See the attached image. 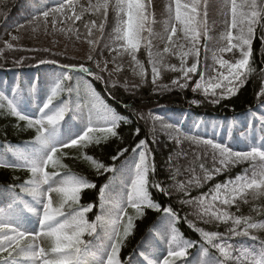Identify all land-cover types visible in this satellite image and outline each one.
Listing matches in <instances>:
<instances>
[{"label": "snow or ice", "instance_id": "1", "mask_svg": "<svg viewBox=\"0 0 264 264\" xmlns=\"http://www.w3.org/2000/svg\"><path fill=\"white\" fill-rule=\"evenodd\" d=\"M2 2L4 0H0ZM165 7L169 21H166L167 36L162 52L153 51L152 39L156 23L152 11L153 0H89L87 7L79 5V0H64L55 8L42 11L40 16L34 17L36 21L43 17L42 23L47 29L48 18L51 16L53 30L66 35L74 32L77 39L80 38L79 29L73 26L76 21H80L86 30L85 40L89 45L87 60L94 61L99 71L95 72L84 64L65 65L66 71L61 72L35 115L28 114L21 107L18 100L19 84L11 98L0 92V110L17 121L24 122L25 128L34 130L35 133L22 147L7 145L0 152V168L19 169L28 174V178L21 184L8 186V203L5 207H0V264H90V258L97 255L94 249L100 250L98 264H124L120 255L124 241L135 228V220L142 218L146 210L162 213L156 234L165 240L168 247L167 254L162 259L151 252L140 253V264H177V261L187 264L186 258L193 248H197L201 264H264V239L254 234L264 232V220H256L253 215L236 214L240 212L241 204H248L251 199L261 202L252 208V212L264 215V138L256 142L253 134V142L248 145L247 150H233L225 143L191 135L173 125L167 126L171 129L170 137L177 144L188 140L203 146L202 155L196 156V160L200 161L198 167L202 175H196L195 169L190 167L186 169L192 173L190 178L177 181L180 170L171 165L169 167L173 187L186 197L181 203L192 206L196 219L204 224L225 226L224 233L208 231L187 221L185 216L184 220L199 234V240L193 241L180 232L177 225L181 217L178 212L171 205L164 206L153 199L150 189L165 196H170L171 193L162 182L153 179L156 165L148 141L140 139L132 149L136 158L127 170L124 166L117 168L114 163L105 164L83 150L117 137L121 116L95 93L92 94L86 119L82 115V106L73 107L69 100H60L62 93L71 94L73 91L64 86V82L72 78L70 72L79 71L97 80H104L107 84L114 73L124 70L121 61L125 56L130 58L129 67L133 76L138 77L140 83L146 82L147 69L137 58L142 47L148 55L153 85L180 89L191 87L194 93L199 92L205 98L211 97L213 103L235 95L248 78L257 72L253 59V42L260 30L264 47V0H223L225 31L221 33V39L225 46L213 50L212 58L219 68H213L215 75L208 77L205 75L207 65L203 70L199 66L202 47L205 53L209 50L206 44L211 31L208 25L209 0H169ZM110 9L116 18L113 43L106 46L116 53L111 60L114 65L112 69L108 68V60H94L93 55L105 33ZM86 13L95 18L84 21ZM58 23L65 26L57 28ZM38 28L39 24L32 30L37 31ZM178 32L182 33V37L178 36ZM181 38L187 45L178 42ZM19 39L17 36L11 37L12 41ZM202 39L205 41L203 45ZM14 47L11 41L4 42V48L12 50ZM225 52H231L233 56L238 54V58L234 61L224 59L222 54ZM166 56H175L179 64L167 63ZM189 58L192 59L190 64ZM162 70L179 75L171 81V85H158ZM259 71L264 73V68ZM103 73H108L107 78ZM111 82L115 87L117 82ZM138 86L136 83L130 85L128 81L124 82L126 90ZM258 96L264 98V87ZM69 113L71 116L66 120ZM133 114L139 119L147 118L142 113ZM149 116L153 121L159 119L151 114ZM251 118L258 122L261 133H264V113L253 111ZM73 119H80L82 124L75 131L71 125ZM123 120L128 122L126 117ZM247 127L255 132V124L249 123ZM140 132L139 128L135 130L137 136ZM68 148L81 149L82 159L97 175L112 173L108 182L98 189L100 212L95 214L92 221L89 220V214H94L96 205L82 204L81 197L84 191L97 189V185L68 169V165L63 162L66 156L63 150ZM127 151V148L120 149L111 160H118ZM208 156L211 157L210 166L204 162ZM171 159L169 157L170 162ZM246 162L249 167L243 173L215 183L207 192L191 197V188L202 187L208 181ZM116 185L122 187L119 194L113 196ZM53 194L59 197L56 206ZM233 207L236 208L235 213L231 211ZM129 208L134 215L129 214ZM25 213L36 217L35 224L38 228L26 219ZM85 236L90 239L86 240ZM234 237H248L253 241L258 240L259 244H233L230 241ZM43 240L48 242V247L41 246ZM210 249H214L218 255H213ZM127 264H132L131 258H128Z\"/></svg>", "mask_w": 264, "mask_h": 264}, {"label": "trees", "instance_id": "2", "mask_svg": "<svg viewBox=\"0 0 264 264\" xmlns=\"http://www.w3.org/2000/svg\"><path fill=\"white\" fill-rule=\"evenodd\" d=\"M260 35L261 32L258 30L253 42V59L257 67V72L248 78L246 83L240 87L235 95L221 99L219 103H213L211 97L205 98V96L199 92L194 93L191 87L180 89L172 86L162 88L153 85L148 64L146 65L145 63L144 65L148 72L146 82L140 83L139 78L133 76L130 80L131 84L136 83L139 85L134 89L126 90L124 82H122L123 80L121 79L120 81H116V86L113 87L111 81L114 80L112 79L106 84L104 80H97L79 71L70 72L69 75H71L72 78L64 82L65 88H72L73 91L71 94L68 92L62 93L60 100H69L73 107L76 105L82 106V115L85 119L88 115V109L91 107L93 93L99 95L104 103L115 110L122 118L120 127L117 130L118 136L111 137L107 141H102L99 145H91L87 149H84L83 151L87 155H91L105 164L114 163L117 168H121L122 166L125 167L127 161L136 158L132 149L139 140L145 139L148 141V147L151 149L156 165V174L153 179L162 182V185L171 193L170 196H165L155 189H150L153 199L157 202H161L164 206L171 205L178 212L181 221L177 226L187 239L198 241L199 234L184 220L185 216H187V221H191L198 227H203L208 231L224 233L225 226L221 225L217 227L215 224H204L202 221L196 219L189 205L181 203V200L186 199V197L173 187L174 182L169 177V167L171 165L172 168H178L180 170V174L176 177L177 181H185V177L189 175L186 169L190 167L195 169L198 167V163L189 166L190 162L183 160L180 166H176L179 154L183 153L177 151L179 146H175L169 140L167 141L163 135H159L153 130L155 123H153V121L150 122L151 117L147 116V112L159 115L160 111H164L167 112V115L177 116L179 118L172 121H168L162 117L165 122L163 123L166 126L173 125L179 127L182 131L194 135L187 127V123L190 120H208L214 118L235 119L245 115L247 112H251L259 105L264 104V98L258 96L261 88L264 87L263 73L259 71V69L264 68V47H262ZM0 49L3 50L0 52V92L11 98L14 95L17 84H19L20 94L18 100L21 107L30 115L37 114L38 106H42L54 82L62 71H66L64 66L74 65L69 63L65 64L54 57L44 56L43 59H38V56H30V54L35 53V51L24 52L21 48L19 50L17 48L9 50L4 48L1 43ZM41 61H45V63H41ZM85 66L89 67L88 65ZM171 81L172 78H165L157 83L158 85H171ZM193 101H196V103H193ZM133 113L145 114L147 118L139 119L138 116ZM70 116L71 113L66 116V120H68ZM125 117L128 122H124L123 118ZM71 125L74 126L73 131L82 127L80 119L71 120ZM137 128L141 130L139 136L135 134ZM34 135V130L25 128L24 122H19L5 111L0 110V152H3L7 145L22 147L25 142L30 141ZM200 137L203 138V136ZM255 138L256 142H259L264 138V134L259 131ZM220 141L222 140L218 142L225 143ZM226 142L225 144L232 147L233 150H236L238 148L235 147L239 146L240 148L245 145L248 146L253 141L250 138L242 141L236 137H232L226 140ZM123 148H127L128 151L118 160L112 161L111 157L116 155L119 150ZM63 151L66 153L63 162L68 165V169L72 173L87 177L97 185V189L86 190L82 193L81 197L82 204L93 203L96 205L94 214H89V220L92 221L95 219V214H99L100 212L98 189L108 182V177H110L112 173H106L103 176L97 175L95 170L82 159L81 149L68 148ZM186 153L189 152L187 151ZM169 157H172L171 162L169 161ZM244 164H242L245 166L244 168L241 167V164L237 165L231 168L227 173L221 174L215 179L208 181L207 184H204L202 187L191 188V197H196L202 192H207L215 183L222 182L243 173L244 170L249 167L247 162ZM27 178L28 174L23 170L0 168V207H5L8 203V186L12 184L19 185ZM117 188L118 185L114 187V190ZM17 191H19L18 188ZM53 201L54 206H56L59 201V197H57L56 194H53ZM260 203V201H251L248 204L242 203L240 212L236 214L245 216L253 215L256 220H264V215H255L252 212V208L258 206ZM231 211L235 213L236 208H232ZM128 212L130 215H134L132 209L129 208ZM161 215L162 213L154 210H146L142 218L135 220V228L131 235L124 241V246L121 249L120 255L124 264H127L128 258L132 259V264H140L142 260L140 253L147 249V240L151 237L155 239L160 249L164 248L167 243L156 234V226L160 223ZM254 234L259 236L260 239H264V232ZM84 238L86 240L90 239L87 236ZM239 239H248L249 241L255 242L257 246L259 244L258 240L253 241L248 237H239ZM232 241L237 243V237H234ZM44 244L45 247H48V242L46 240H44ZM210 252L213 255H218L214 249H210ZM163 253L164 254L161 256L156 257L162 259L163 256L167 254V249H165ZM197 257V248L191 249L186 258L187 264L191 263V261ZM177 264H184V262L177 261Z\"/></svg>", "mask_w": 264, "mask_h": 264}, {"label": "rangeland", "instance_id": "3", "mask_svg": "<svg viewBox=\"0 0 264 264\" xmlns=\"http://www.w3.org/2000/svg\"><path fill=\"white\" fill-rule=\"evenodd\" d=\"M64 0H4V2L0 3V43L3 44L5 41H11L15 47L13 49H20L24 52H34L30 54V56H38V59H43L46 57H54L56 59L61 60L63 63H69L74 65H88L93 71L98 72L99 70L95 67L94 61H88L87 55L89 53V45L85 40L86 30L84 29L82 23L80 21H76L74 28L79 29V39H77L76 33H68L67 35L63 32L53 30L51 25L50 16L48 18V26L45 29L42 21L43 17L39 21L34 20V17L40 16L42 11H47L52 8H55L58 4L63 3ZM89 0H79V5H83L87 7ZM95 2V0H92ZM169 0H153L154 11L156 23L154 25L155 35L152 39L153 51H161L163 50L166 43L167 33L165 32L166 21H169V16L166 11V5ZM223 0H209L208 7V25L211 29L209 36L210 39L206 41L207 48L209 49L207 53H205L203 47L201 49V65L199 66L202 70L205 65H207V70L205 71L206 77L215 75V72L212 70L213 68L218 69L219 65L214 64L212 53L213 50L218 49L220 47L225 46V42L221 39V33L225 31V25L223 23L224 16L222 15L223 11ZM67 14V13H66ZM95 17L91 16V14L86 13L83 17L84 21H88L90 19H94ZM39 24V28L37 31H33L32 29ZM116 25L115 13L109 10V16L106 23L105 33L103 37L100 39L99 45L97 47V51L93 53L94 60L104 61L108 60V68L112 69L114 65L111 63L112 57L116 55L115 52L109 50V47L113 43L112 35L113 29ZM23 26V27H20ZM65 25L57 24V28L64 27ZM170 26V25H169ZM97 35H99L97 33ZM17 36L20 37L18 41H12L11 37ZM178 36L182 37V33L178 32ZM179 43H184L187 45V42L182 38L178 41ZM201 44H205V41L202 39ZM235 51V50H234ZM205 55L207 59H205ZM224 59H228L230 61H234L237 56H233L231 52H225L222 54ZM137 58L141 60L146 65L148 64V55L145 49L142 47L140 51L137 53ZM166 62L169 64H179L178 59L175 56H166ZM130 58L125 56L122 59V63L124 65V70L120 73H114L112 76V80L122 82L128 81L131 85L130 80L133 78L132 71L129 67ZM145 61V62H144ZM189 64L192 62V59L189 58ZM148 68L151 76V66L148 64ZM103 75L107 78L108 73H103ZM179 74L171 71L162 70L161 77L158 81L164 80L165 78H176ZM125 78V79H124ZM198 79V77H196ZM263 81H264V73H263ZM264 84V83H263ZM258 113H264V105L258 106L255 109ZM150 113L147 112V116ZM145 115V114H144ZM151 116L158 117L159 119L153 121L155 123L153 130L159 135H163L167 141L169 140L175 146H179L177 151L179 153L178 161H176V166H180L183 160L186 162H190L189 166H193V164L200 163V161L196 160L197 155H202L203 146L192 143L188 140H183L180 144H177L175 140L170 137L171 129L168 128L164 123L163 119L160 115L156 113H152ZM149 122V123H150ZM164 122V123H163ZM251 122V116L247 115L241 118H238L233 124L227 126L225 128L220 127L219 122L212 123L208 128L210 130L216 131L215 133L221 134V131L229 132L235 128L242 129L246 127ZM258 124V122H257ZM242 138H247L248 132L243 133ZM184 150V151H183ZM182 151V152H180ZM189 153H186V152ZM194 151V153H193ZM186 153V154H184ZM204 162L206 165H211V157L208 156ZM244 164V163H243ZM132 165L130 162L127 165V168ZM245 165V164H244ZM175 166V167H176ZM241 167H245L241 164ZM126 168V170H127ZM196 175H202L199 167L195 168ZM192 173L189 172V175L185 177V181L190 178ZM234 178V177H233ZM207 184V183H205ZM122 186L118 185V189L113 192V196H117L120 192V188ZM176 189V188H175ZM252 200L250 199L249 202ZM190 210L194 213V208L189 206ZM235 208V207H233ZM36 227V224H33ZM159 225L156 227V229ZM162 238V237H161ZM162 240H164L162 238ZM44 241V240H43ZM41 241V246L45 247L44 242ZM168 245L166 244L162 251L167 249ZM147 250L146 252H154L153 254L156 256H161L162 253L158 249V243L154 238H149L147 240ZM152 250V251H151ZM92 258H90L91 260ZM97 259H92L90 264H96ZM191 264H201V258L198 256Z\"/></svg>", "mask_w": 264, "mask_h": 264}]
</instances>
